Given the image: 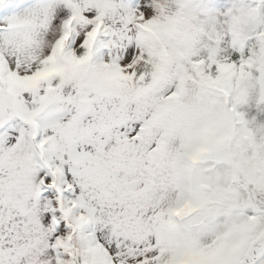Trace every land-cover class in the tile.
<instances>
[{
	"label": "snow or ice",
	"instance_id": "obj_1",
	"mask_svg": "<svg viewBox=\"0 0 264 264\" xmlns=\"http://www.w3.org/2000/svg\"><path fill=\"white\" fill-rule=\"evenodd\" d=\"M0 264H264V0H0Z\"/></svg>",
	"mask_w": 264,
	"mask_h": 264
}]
</instances>
